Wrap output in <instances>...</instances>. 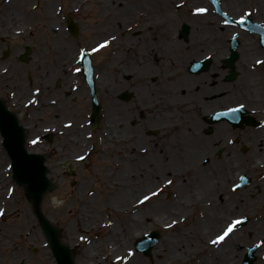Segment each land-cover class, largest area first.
<instances>
[{"label":"rangeland","instance_id":"obj_1","mask_svg":"<svg viewBox=\"0 0 264 264\" xmlns=\"http://www.w3.org/2000/svg\"><path fill=\"white\" fill-rule=\"evenodd\" d=\"M10 1L12 0H8V2ZM73 1L74 0H51L50 3L56 13L55 28H60V32H56H58L61 36L60 39L63 42H66L71 47V51H73V58L68 61L69 63L67 68L68 73L72 75L73 79L67 84V89H70V83L74 86H78L76 91V100L73 101L68 108H66L65 105L63 106V104H58V106L56 105L54 113V107L46 105V109L41 115L42 120L39 123H58L59 120L62 123L63 121H66L67 118L73 117L77 123L84 122L85 127L82 129L81 138L85 139L84 135L86 137L90 131L84 120V111L88 110V107L83 104L85 97H88V92L83 85L84 83L79 72L75 75L71 72V70L74 66H79L78 62H76V58H74L77 56L79 49L84 48L85 50H90V47L95 44V37L99 31L97 27V25H99V23H97L98 17L96 15L98 2H95L96 0H85V2L81 3L79 6H75ZM133 1L134 0H121L122 5L126 6L132 5ZM151 1L159 2L157 7L159 6L160 11L162 12L168 8L169 13L172 12L176 21H179V24L176 23L178 25L177 30L175 31V36L184 45L185 42L179 36L181 21L188 23L190 27L193 26V22L191 20L188 22V18L190 17V11L188 10L190 4L189 0ZM170 1L173 3L172 7H169L168 5ZM180 1H183L184 3L181 6H176L175 2L178 3ZM2 2L3 0H0V17L2 19L1 23L3 22L2 25L6 22L11 23V21L17 20L25 25H30L31 27H28L25 29L26 31L24 30L20 33L5 32L3 28L0 29V68L6 66L7 70H9L8 73H6L7 70L6 72L1 73L5 76L4 78L0 76V93L4 95L6 92L13 90L15 92H23L24 86L27 82L26 80H28L27 78L29 77L32 82L31 85L37 82L38 79H45V81H48V85L51 90L50 93L44 95L45 98L55 95V90L57 88L55 86V81L58 79V76L61 75H59L60 72L58 71L52 73V56L48 55L45 51L44 43L50 41L49 34L45 32L44 35L43 31H41V29H43V19L41 18L37 20L35 16H32L36 13L33 14L28 11V8L32 11H36L38 8L40 9L37 0H34L31 7H18L26 12L27 15L19 12L20 14L18 17L16 15V18L8 17V20H6L5 17L9 14V12H11L12 8L11 6H9L10 8L7 7V5H5L6 2ZM197 3L207 4L206 0H201ZM164 4L166 6L162 7ZM138 8L141 11L143 10V7ZM137 9L135 8L130 14H125V19L129 20L128 22L130 23L139 22L140 25L143 23L141 20L143 19L144 14H137ZM146 11H150V8H146ZM66 13H70L79 25L78 36L76 38L71 37L65 28L64 16ZM150 17H155V15H150L149 13V18ZM158 17H156V19ZM125 19L123 20L126 21ZM134 29L135 26H131L130 28L124 30L121 33V38H139V36L146 31L147 27L145 30L141 29V31H139V33L137 32V34H134ZM191 33L192 31H190V38ZM152 35H157V32L153 31ZM207 38H209V36ZM25 45H29L31 49L27 63L17 60V55L23 51ZM136 48L137 46H135V44L132 45L128 55L135 53ZM4 50L7 51L5 57L2 56ZM187 50L190 51V49ZM188 51H185V49L183 50L186 54H189ZM112 53L113 45H107L98 52H95L92 56L93 65L95 67L97 95L99 102L102 105V111L100 125L97 130L91 132V138L100 139L101 145H99L87 162L74 167L75 173L72 179H70L68 175H64L63 169H59L56 166L55 160L53 161L54 157L52 156V153H48L47 176L50 179V187L42 197L40 208L48 220H50L60 231V240L72 249L74 264L87 263V260L84 259L82 253L83 247L88 245L87 239L90 242H98V245L95 248L100 251V256H102V262H100V264H124L125 260L122 259L117 261L116 256L113 257L109 252L110 245L107 243V235L110 231V227L112 226H114L116 230H119L126 246L131 247V250L140 256L141 264H166V260L164 261L165 256L163 254L169 246L166 239H174V242H176L178 239V233L188 230L191 226H193L194 221L197 220V218H200L201 215L205 216L204 208L210 209L208 214L211 215L213 214V208L215 206L221 207L222 203L217 200V197L210 196L209 194L199 197L201 196V191L199 190L197 184L199 181L201 184L204 180H206V184L204 186L209 185L212 181L214 182L216 177H220L218 166L222 165V168H224L231 160L228 158L226 153H224L220 158H215L213 155L211 156L205 151L200 152L197 149L201 158L209 156L208 162H205V160H207L206 158H202L201 165L189 162L187 160L188 145L191 144L192 146L191 140L196 137L189 134L188 128H193L196 125L199 127L198 120L203 118V109L205 107L207 110H211L214 107L225 105L230 102L228 97L229 84L224 79L220 80L219 77L216 76L214 78L218 81V84H215V79H211V82H214L210 83L205 78L199 77L196 79V81H199L197 84L199 89L208 85L210 87H216V85H218V88H215L213 92L205 94L207 98L206 101L201 100V105L199 104L198 107H194L193 104L196 100L201 99V95L197 98H190L186 102H183L182 105H178L176 103L170 104L173 95L167 92V94H164L161 98L156 96L153 100L151 99L150 102L154 101L155 103H151L150 110L147 111L148 109L146 107L144 108V106L142 107L140 104V107H137L136 104V100L139 96H143L145 92V90H140V83L143 85L144 78H140V80L134 78L127 79L126 72L122 73L121 76L118 68L122 66L123 61L121 58L118 59V61L115 62V65L117 66H115L109 59ZM72 59L73 61H71ZM167 66L169 67L168 61L162 62V64L159 65L157 73H162L161 69L167 71ZM211 67L216 68L215 64ZM213 74L215 75V73L208 72L202 74L201 76L204 75V77H209ZM117 76H119V83L117 82ZM104 81H106V84ZM147 82L150 84L153 83L150 80V77L147 78ZM211 84L215 85L211 86ZM153 86L158 85L152 84L151 87ZM62 88L63 82L60 81L59 90L61 91ZM29 89L27 88L26 90ZM109 90L112 92H109ZM122 91H131L134 93V96L127 101L121 100L118 98V94ZM157 91H162V89ZM218 92L220 93L217 94ZM190 95H192V92ZM219 95L220 98H218ZM212 96L217 98L213 101H209V99L213 98ZM112 100L119 102V105L122 107L123 113L118 116L121 120H124L127 115L130 116L123 125H106V120L108 119V115L110 113L109 106ZM159 100L162 101L160 102ZM146 103H148V100ZM42 111L43 109L41 112ZM151 116L154 118L150 119ZM169 123L175 124L174 130H172L169 126L166 131ZM114 130L119 135L124 134L126 136V140L119 141L116 136H111ZM77 132L79 133L80 130H77ZM198 132H200V129ZM70 133L71 132H68L67 135L59 136V139L56 140V142L61 146L59 147L62 151L60 155L61 160L66 157H76L82 153L85 148V145L83 148L82 144H79V140L74 142V140L77 139H74L72 142ZM215 133H212L211 136L214 137ZM201 134L203 135L202 137L206 136L203 133ZM225 137L226 136L223 134L222 139ZM201 139L198 141L200 144L197 143L198 147L207 146L205 143L207 137L202 140ZM136 144L140 147L149 144V150L152 151V155L149 156V158H143V154H140L137 149H134ZM215 145L217 146L218 143H215ZM160 147L164 148V150H162L163 152L160 151ZM208 151L209 150H207V152ZM124 153L136 156L137 158L135 162L125 161V155L123 156ZM171 154H175L176 156L171 158ZM155 156L163 159V161L160 160L159 162L156 158L159 166L169 168V170L162 178L154 183L152 182L150 175L148 174L145 178V174L148 171L146 164H149V161L153 163L152 159L155 158ZM239 158L241 161L245 159L243 156H239ZM4 161H6L5 158ZM251 162L252 160L250 158L249 164ZM143 165H145V167ZM133 167H135V169H133L132 173L127 172ZM198 167L200 169H198ZM172 171H175V173H172ZM125 172L130 175H127V177L124 176ZM122 173L124 175H122ZM226 176H228V181H226L224 186L228 187V185L235 180L232 178V174L229 176L227 173ZM121 178H123V180L131 179L134 181L133 185H135V194L138 193L140 195L138 198H141L142 195L149 194L150 191H155L157 188L161 189L158 195L152 197L149 201H146L143 204L137 203L136 201L138 198H135L134 209L132 212L135 211V213L143 220V223L138 230L139 235L131 240H129L127 235L124 234L129 233L130 229L125 228L124 221L126 215L120 211V208L127 203L121 202L124 198H115L116 195H119V191L115 192V189L120 188H112L113 184L118 186L113 183V180ZM177 178L181 179L175 183ZM169 180L172 181L171 184L166 183V181ZM163 184H166L165 188H163ZM184 187L187 192L192 191V196H197L198 199H195V203L193 202L192 205H187L183 209H177L178 211L176 210L175 212L169 213L173 209L172 204L175 199L185 192L183 191ZM13 192H15L14 199L16 200L10 201L8 204L6 203L7 214L3 216L5 221L0 223V264H19L21 261L22 264H55L49 244L46 242V238L43 236L36 220V216L34 215L32 201L27 200V197H25L24 194L26 191L23 187L21 188L20 186H15ZM245 193L246 191H243V188L239 189L237 192L239 197L245 196ZM252 193L253 196L250 197V200H253L252 203L259 200L257 202V204H259L260 196L255 194V191ZM29 198L30 196L28 194V199ZM263 198L264 197L261 199ZM114 201H118V203H113ZM84 202H88V205L89 203L92 204V213L94 215L100 213L101 223L99 224L100 221L94 217L93 224L91 223L89 226L85 225V221L80 223L82 225V231H78L77 228L71 231L72 226L70 224V220L77 211L80 203ZM154 204H157L161 208L162 212L159 213V215H163L148 218L147 214L153 209ZM245 207L251 209L252 204L248 203ZM225 208L226 210L223 209L222 214H224L227 218L221 221L220 224H216V221L219 222L223 218V215L217 220L212 217V220L208 221V226L206 227V233H210L207 235L216 236L220 234L218 232L223 228L224 223L229 220V217L231 215H237L240 212V209H236L237 207L232 206L231 208L230 206H226ZM1 219L3 220V218ZM173 220L176 221L175 225L172 227H165L166 224H172ZM151 229L159 230L161 232V237L152 248L150 257H147L134 249V242L138 237H141L144 233L150 231ZM263 234L264 233H230L223 242L217 245H221L225 250L227 258L229 257V259L232 260L231 263L229 262L230 264H240L241 256L238 257L239 252L242 253L247 245L251 244L253 241H258L259 239L261 240ZM82 236L85 237V239L81 240L80 237ZM236 240L239 245H232V243ZM181 246L185 250L191 248L193 243L191 241H180L178 248H181ZM33 248L37 249L35 253H32L31 251ZM232 251L235 253H232ZM263 256L264 245H262L259 249L256 260L253 264H264ZM188 258L189 257H187L183 262H181V260L175 264H193V262H190Z\"/></svg>","mask_w":264,"mask_h":264},{"label":"bare ground","instance_id":"obj_2","mask_svg":"<svg viewBox=\"0 0 264 264\" xmlns=\"http://www.w3.org/2000/svg\"><path fill=\"white\" fill-rule=\"evenodd\" d=\"M143 4H146V0H142ZM190 5H194L199 0H192ZM223 5L221 7L225 6L229 10L237 11V6H239V3L242 0H222ZM34 2V0H12L10 2H7L5 5L7 7L11 6V12L6 15V20H8V17L16 18L19 14L24 13L27 15L26 12H24L22 9H19L18 7L21 6H27L31 7V4ZM51 0H37L38 8L36 11L30 10L28 8L29 12H32L38 19H43V24L41 31H43L44 35L45 32L49 34V42H45V51L48 55L52 56V73L55 71L60 72V74L64 75H70L67 72V63L68 61L73 58L71 47L66 43L63 42L60 38L61 36L58 34L60 32V28L58 30L55 28L56 24V13L54 11V8L51 6ZM74 5L79 6L81 3L85 2V0H74ZM95 2H98V9L96 11V15L98 17L97 25L99 31L95 37V43L103 42L104 40H109V45H113V53L109 57L110 62L115 65V62L118 61V59H122L123 64L118 68L120 75L122 76V73L127 74L128 78H134L139 79L144 78L143 85L140 83V90L144 91L143 96H139L138 100H136L137 107H140L139 104L143 107H147L150 103L151 99L163 97L164 94H167L169 92L171 95H173L171 99V103H176L178 105H182L183 102H186L190 98H197L201 95V99L196 100L193 104L194 107H198L201 103V100L206 101V95L207 93L213 92L215 88L218 87H210L205 86L202 89H199L198 86L194 85V81L198 79V77H192L188 76L187 73L184 71V66L186 65L188 59L190 56H188L186 53L183 52V44L178 40V38L175 36V31L177 29V25L179 24V21H176L175 16H173L172 13L168 12H162L159 8L156 10L150 11V15H155V17L149 18V13H147L141 22L142 24H136V23H130L129 20H126L125 14H130L133 12L134 8H136L139 4H133V5H127L123 6L121 5V0H96ZM257 4L259 5V11L258 14H264V0H256ZM142 5V4H140ZM201 6V5H200ZM197 7V6H196ZM10 8V7H9ZM195 9V8H193ZM20 12V13H19ZM139 14H142V11L138 12ZM193 13V10L191 11ZM16 15V16H15ZM159 16V17H158ZM156 17H158L156 19ZM210 18V20H209ZM125 19L126 21H124ZM129 19V18H127ZM190 19L193 22H197L192 29L191 33V39L190 42L192 43H199L203 41L205 38L209 36L210 37H216L219 46L224 47L222 41L220 40V37H223V34H221V31L217 32V21L211 17L210 14L205 15H193L191 14ZM2 19L0 17V29L3 28L5 32H23L25 29L30 27V25H25L21 23L20 21H11L6 22L2 25L1 23ZM207 21H210V23H213L214 25L210 24L211 27L207 28L204 26H201L200 23H206ZM128 22V23H126ZM126 23V24H125ZM178 23V24H176ZM125 24V25H124ZM148 25V26H147ZM216 25V26H215ZM131 26H135V31H141V29L146 31L143 32L139 38H129V39H122L121 33L130 28ZM223 29H227L226 27ZM26 31V30H25ZM157 32V35H152V32ZM207 36V37H206ZM111 37H115V39H111ZM243 50H251L252 47H248L247 44L249 43V39L247 36H244L243 39ZM137 46L136 52L132 55H128L129 50L131 49L132 45ZM215 47L218 48L216 45ZM224 49V48H223ZM221 49V50H223ZM71 51V52H70ZM246 54V53H245ZM216 57H220V55L216 54ZM164 61L169 62V67L167 71L163 72L162 74H159L160 77L156 76V71H153L152 69H158L159 64H161ZM117 66V65H115ZM155 74V80L152 84L158 85V86H152V84L147 82V78L149 76V73ZM120 76V77H121ZM117 82L119 81V76H117ZM193 80V81H192ZM192 81V82H191ZM106 84V81H104ZM191 82V83H190ZM119 83V82H118ZM217 83V82H216ZM104 84V83H103ZM122 84V83H120ZM144 87V88H142ZM156 89V90H155ZM162 91H157L161 90ZM157 91V92H156ZM109 92H112L109 90ZM192 92V95L190 93ZM157 94V95H156ZM148 100V103L146 101ZM211 99H209L210 101ZM160 102L162 100H159ZM168 102V101H167ZM166 102V103H167ZM168 109V108H167ZM188 109V106H187ZM110 113L108 115V119L106 120V125L113 126L114 124L117 125H123L126 123V121L129 119L130 116H125L124 120H121L118 116L123 113L122 107L119 105V102L112 100L109 106ZM154 118V117H153ZM113 120V121H110ZM171 127L172 130L175 129V124L169 123L167 125L166 131L168 127ZM194 128V129H193ZM193 128H188V132L190 135L195 136L196 126ZM196 129V130H195ZM114 130V132L111 134V136H116L119 141H125L126 136L124 134H118ZM72 140L79 137V134L77 132V128H73V131H71ZM220 137H217L219 139ZM256 140L258 142H261L263 146L260 148L258 147L256 150V153L253 155H259L261 157H264V134L258 133L256 136ZM193 146L188 147V157L187 160L191 162L192 164L197 163L199 165L201 160V155L197 151L196 144L193 143ZM143 148V147H140ZM139 148V149H140ZM161 152L164 150L163 147L159 148ZM201 152L204 149H200ZM187 152V151H186ZM125 155V156H124ZM125 161L135 162L136 156L134 155H128L127 153L123 154ZM176 155L171 154L170 157L174 158ZM149 158V157H148ZM163 161L161 157H156L152 159L153 163L149 161V164L147 163V172L145 176L150 175V178L152 179V182H156L160 178L163 177L165 173L168 172L169 168H165L162 166H159L158 161ZM198 158V159H197ZM190 163V164H191ZM153 164V165H152ZM227 165V170L222 169V165L218 166L219 170V176L222 177H216L214 179V182L212 181L209 185L204 186L206 184V180L203 182H198V188L201 191L202 197L209 194L210 196H217L220 193H222L223 183L228 179V176H226L227 172L229 176L231 174H234V171L238 167L237 162L230 161ZM145 167V165H143ZM133 169L135 167L130 168L129 173H132ZM198 169H200L198 167ZM129 173H122V175L126 176L130 175ZM123 177V176H122ZM205 179V178H204ZM121 180V181H120ZM113 183L117 184L118 186H115L113 184V189L115 187L120 189H115L116 191H119V195H116L115 198H124L121 200V202H125L127 204L123 205L120 208V211L123 212L125 216L124 226L126 229H130L129 233H124L127 235L129 240L133 239L134 237L139 235V228L141 227V224L143 223V220L133 211L134 209V201L135 198L137 199L140 195L137 193L135 194V185H133L134 181L131 179H114ZM122 188V189H121ZM185 191L182 195L177 197L174 201L173 209L169 212H175L177 209H183L187 205H192L195 199H198L197 196H192V191L187 192L185 190V187L183 189ZM251 193V191H249ZM212 194V195H211ZM231 201L233 203L238 202L237 200H234V198H231ZM88 202L80 203L79 207L77 208V211L72 216L70 220V224L72 226L71 231L76 229L78 231H82V221H85V225L89 226L91 223L93 224L94 217L97 218L98 221H100V213H97V215H94L93 212V206L91 203L89 205ZM113 203H118V201H114ZM195 203V202H194ZM175 206V207H174ZM223 206V205H222ZM168 208V207H167ZM166 208V209H167ZM224 207H218L215 206L213 208V214L209 215L208 211L210 209L204 208L205 216L201 215L200 218H197V220L194 221L193 226H191L188 230L182 231V233H178L177 237L178 239L176 242H174V239H166V242L168 243V249L163 252L164 254V261L166 264H175L179 261L183 262L187 257L190 262H193V264H230L231 259L229 257L227 258V255H225V250L220 245H212L209 243L210 239H214L215 235H207L210 233H206V227L208 226V221L212 220V217L214 219H220L222 217V210ZM169 210V208H168ZM178 211V210H177ZM161 208L157 205H153V209L149 211L147 214L148 218H154L159 213H161ZM210 212V211H209ZM131 213V214H130ZM163 214H160L159 216H162ZM202 217V218H201ZM144 219V218H143ZM223 219V218H222ZM222 219L217 222L216 224H220ZM212 222V221H211ZM101 221L99 222V224ZM108 240L107 243L110 245L109 252L113 257L119 255L121 257L125 256L129 250H131V247L126 246L125 242H123L122 235L119 233V230H116L114 226L110 227V231L108 233ZM180 241H191L193 243V246L191 248L185 249L181 246V248H178V244ZM86 246L83 247L82 253L84 256V259L87 260V263L85 264H100L102 262V256H100V251H98L95 247L98 245V242L93 241L90 242L87 239ZM174 242V243H173ZM234 246H238L237 240L232 243ZM133 255L129 257L127 260H125L124 264H141L140 256L135 253L133 250H131ZM185 252V254H184ZM113 253V254H112ZM232 253H235L232 251ZM183 255V256H182ZM241 255L239 252L238 257ZM106 257V256H105ZM230 262V263H229Z\"/></svg>","mask_w":264,"mask_h":264},{"label":"flooded vegetation","instance_id":"obj_3","mask_svg":"<svg viewBox=\"0 0 264 264\" xmlns=\"http://www.w3.org/2000/svg\"><path fill=\"white\" fill-rule=\"evenodd\" d=\"M259 11V10H258ZM258 11L256 13L258 14ZM260 15V14H258ZM260 22L264 24V14L260 17ZM237 29L232 28V33H236ZM243 33L237 34L238 45L236 47V59L234 61V77L227 82L228 85V97L229 107H235L237 103H243L245 105L243 112L234 113L229 123H224L221 128V132L231 139V145L229 147V154L233 158H239V156L245 157L240 162V167L248 175L246 184L242 187L243 191H256L259 194L260 202L264 203V166L256 171L249 165V158H264L259 155H253L256 153L258 147H262L263 144L256 140L258 133L264 134V64L257 65V60L264 61V46L261 44L262 39L260 37L252 36L248 37V47H252L251 50H243ZM218 46L215 47V46ZM208 50L215 52L220 46L217 39H213L207 44ZM246 53V54H245ZM20 92L16 93V96L7 95L4 96V102L6 106L17 117L18 122L24 127V133L27 139H34L40 136V129L44 124L39 122L42 120V113L45 111L43 103L37 101L36 105L32 108L22 107L23 96ZM227 97V98H228ZM43 111L41 112V110ZM54 113V112H53ZM240 124L241 126H237ZM42 135V134H41ZM217 143V139L215 141ZM214 142V143H215ZM243 145V146H242ZM44 141L39 140L37 145H30L33 150L43 149ZM209 146V151L214 148ZM239 154V155H238ZM2 155H5V150L1 146L0 138V173H9L7 170V162L2 161ZM245 163V164H244ZM4 179H6L4 177ZM240 209L245 208L246 203H240ZM5 208V207H4Z\"/></svg>","mask_w":264,"mask_h":264},{"label":"snow or ice","instance_id":"obj_4","mask_svg":"<svg viewBox=\"0 0 264 264\" xmlns=\"http://www.w3.org/2000/svg\"><path fill=\"white\" fill-rule=\"evenodd\" d=\"M213 3H216V0H212ZM208 10L206 8H203V7H197L195 9H193V13L194 14H204L206 13ZM225 19H224V23L225 24H228L229 21L228 19L226 18L227 17V13H223L222 14ZM250 15V13L248 12H245L244 15H242L239 19V23H242L245 19L246 16ZM111 39H115V37H111ZM109 44V40H104L102 43H98L94 48L91 49L92 52H98L100 49L106 47L107 45ZM87 55V52L84 48H80L79 49V59L83 60V58ZM257 65H261V64H264V61H261V60H257L255 62ZM75 71L79 72L80 69L79 68H76ZM37 91H39V89H37ZM29 104H33L35 103V100H29L28 102ZM245 107V105L243 103H237L235 107H232V108H229L227 110V112H220V113H217L218 116H224V115H227L228 113H238L240 112L241 110H243ZM71 124L68 123V124H65L64 127H70ZM47 131V129H46ZM91 136V133H89V137ZM39 140H40V137L37 136L36 138L34 139H31L28 141L29 144L31 145H37L39 143ZM143 151H146V149H143ZM77 160H84L85 159V156H77L76 157ZM11 167V165L9 166ZM243 179V178H242ZM167 184H171L172 181L169 180V181H166ZM239 187V185H233V190L235 191L237 188ZM13 190L12 189H9V194H11ZM161 191V189L157 188L155 191H150L149 194L147 195H142L141 198H138L137 199V203L139 204H143L144 202L146 201H149L152 197L158 195V193ZM4 214V210L3 209H0V216H2ZM247 219V217H241L239 219H232L230 222H227L226 223V226H224L222 229H221V232L220 234L216 235L214 239H210L209 240V243H211L212 245H217V244H220L221 242H223L225 240L226 237L229 236L230 233H233L234 229H236L238 226L242 225L245 220ZM111 223V222H109ZM176 224V221L173 220L172 221V224H166L165 227H172L173 225ZM81 240L85 239V237H80ZM133 255L132 251L129 250L127 252V254L123 257L117 255L116 256V260L117 261H120V260H127L129 257H131Z\"/></svg>","mask_w":264,"mask_h":264},{"label":"water","instance_id":"obj_5","mask_svg":"<svg viewBox=\"0 0 264 264\" xmlns=\"http://www.w3.org/2000/svg\"><path fill=\"white\" fill-rule=\"evenodd\" d=\"M71 31L75 34L76 28L75 25L71 26ZM39 173H29V178L26 176L25 180L29 184V189L33 196L36 197V206L38 205V201L45 186L47 185V181L44 178V170L40 169ZM40 222L42 227L50 239L51 247L54 252V255L57 260V264H72L70 250L65 245L61 244L58 240V231L50 225L42 216L39 215ZM159 234L156 232H152L147 239L143 240L142 243L138 242L137 247L142 248L144 253L148 254L151 246L157 240Z\"/></svg>","mask_w":264,"mask_h":264}]
</instances>
